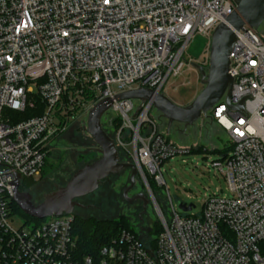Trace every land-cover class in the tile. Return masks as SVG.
Segmentation results:
<instances>
[{"label":"built area","instance_id":"1","mask_svg":"<svg viewBox=\"0 0 264 264\" xmlns=\"http://www.w3.org/2000/svg\"><path fill=\"white\" fill-rule=\"evenodd\" d=\"M235 10V0H0V264H264V36L238 32L231 98L208 112L230 139L213 165L231 195L217 189L199 214L175 210L162 173L192 149L167 139L150 117L152 101L114 99L141 87L163 93L192 39L211 37ZM36 96L43 113L13 122L11 112L34 107ZM106 98L113 104L104 116L122 120L115 140L144 180L162 232L152 241L124 229L84 254L73 213L15 228L18 176L21 185L41 177L71 118ZM148 179L166 187L162 201Z\"/></svg>","mask_w":264,"mask_h":264},{"label":"rangeland","instance_id":"2","mask_svg":"<svg viewBox=\"0 0 264 264\" xmlns=\"http://www.w3.org/2000/svg\"><path fill=\"white\" fill-rule=\"evenodd\" d=\"M210 46L211 37L203 34H197L190 42L184 55V68L181 74L177 77L171 76L162 90L174 103L187 106L203 90L201 72L194 63L204 68L209 66ZM113 89L116 90V86H113ZM150 114L151 118L156 119L168 140L197 151L188 155H177L167 160L162 167L175 210L181 215L185 214L180 205L187 203L195 205L189 214H199L205 199L217 192V189L223 191L221 195L230 196L231 194L226 190L227 183L224 177L213 165V162L222 158L220 152L225 149L230 150L228 134L214 120L206 116H202L193 126L186 128L182 123H173L169 126L168 120L160 118V114L155 109H152ZM88 116L89 111H82L71 118L67 130L53 141L41 177L33 179L38 182L30 186L24 185L23 191L30 192L38 203L44 201L45 195L65 187L75 173L102 156L98 150L99 146L87 131ZM111 116H104L102 125L115 140L120 120ZM115 143L120 161L132 164L133 160L129 155L125 159L126 152L123 147L117 141ZM131 175L132 169L112 173L102 184L99 183L94 191L75 198L76 203L79 200L84 206L76 205L72 213L84 219H91L92 222L113 221L126 217L133 229L144 239L149 235L156 236L155 231L158 228L159 232L162 231L160 217L139 173L135 178L134 187L127 192V196L124 195L125 190L131 185ZM22 186L23 184L21 188ZM153 189L158 200L162 201L163 198L157 193L163 191L165 194L166 187L162 189L153 183ZM133 198L135 200H128ZM145 200H148V203H145ZM22 212L17 210L15 205L13 206L11 221L15 228L24 224L35 225L51 218L48 216L34 220L32 216Z\"/></svg>","mask_w":264,"mask_h":264},{"label":"water","instance_id":"3","mask_svg":"<svg viewBox=\"0 0 264 264\" xmlns=\"http://www.w3.org/2000/svg\"><path fill=\"white\" fill-rule=\"evenodd\" d=\"M235 4L236 10L227 16L212 33L209 66L204 68L198 65L204 88L189 105H178L164 93L144 87L122 92L114 99L152 101L160 118L168 120L169 126L173 123H182L186 128L193 126L202 116L209 117L208 112L219 104L225 93L229 102L234 83L229 73L230 54L238 32L244 30L245 26H249L264 36V0H235ZM112 104L113 99H102L89 110L87 131L99 146L98 150L102 156L75 173L65 187L45 195L44 201L36 205L30 192L21 191L18 176L14 183V200L25 214L35 218L71 214L74 207L79 205L74 201L75 198L94 191L100 181L110 174L132 169L131 185L124 192L127 196V192L135 185L138 169L133 163L120 161L115 140L103 128L102 118ZM240 107L242 103L238 106ZM135 198L128 200L133 201ZM145 203H148V200H145ZM193 207H195L193 204L181 203L180 205L184 211H190Z\"/></svg>","mask_w":264,"mask_h":264},{"label":"trees","instance_id":"4","mask_svg":"<svg viewBox=\"0 0 264 264\" xmlns=\"http://www.w3.org/2000/svg\"><path fill=\"white\" fill-rule=\"evenodd\" d=\"M36 104L34 107H27L23 112H11L13 122H17L20 120L28 119L33 116H38L43 113L44 111V103L40 100L38 96L35 97ZM119 129L122 127V120L119 118ZM118 129V130H119ZM202 151V150H198ZM221 151V150H220ZM219 151V152H220ZM229 151V150H228ZM226 149L223 152H220L223 156L228 152ZM191 152H197L196 150H192ZM125 154V159L128 158V155ZM149 180L150 186L153 189V182ZM38 181L33 179H24L22 184V188L20 187L21 191L24 189V185L30 186L36 184ZM15 208L17 210H21L20 207L14 202ZM24 213V212H22ZM25 214V213H24ZM28 216V215H27ZM34 220L36 218L32 217ZM76 222H75V233L79 237V244L82 253L84 254H96L99 248L105 244H108L112 238L117 236L120 231L126 229L129 230L137 235H141L139 232L135 231L130 224V221L126 217H120L119 219L110 221V220H100V221H91V219H84L78 217L75 214ZM163 230V228H162ZM159 232V228L157 229ZM156 236H158L161 232H157ZM156 236H147L148 239L153 241V238Z\"/></svg>","mask_w":264,"mask_h":264},{"label":"flooded vegetation","instance_id":"5","mask_svg":"<svg viewBox=\"0 0 264 264\" xmlns=\"http://www.w3.org/2000/svg\"><path fill=\"white\" fill-rule=\"evenodd\" d=\"M198 65H200V64H198V63H194V66L200 71V69H199V67H198ZM201 72V71H200ZM111 175V174H110ZM109 175V176H110ZM106 178H108V176L106 177ZM106 178H104V179H102L101 181H100V184H102V182L106 179ZM78 202L77 203H79V207H83L84 206V204L82 203V202H80L79 200H77ZM33 202H34V204H40V203H38V201H36V200H34L33 199ZM74 209H76L75 207H74Z\"/></svg>","mask_w":264,"mask_h":264},{"label":"clouds","instance_id":"6","mask_svg":"<svg viewBox=\"0 0 264 264\" xmlns=\"http://www.w3.org/2000/svg\"><path fill=\"white\" fill-rule=\"evenodd\" d=\"M221 111H223V109H221ZM248 131L251 132L252 129H248ZM243 134H244L243 132L240 133V135H243Z\"/></svg>","mask_w":264,"mask_h":264}]
</instances>
